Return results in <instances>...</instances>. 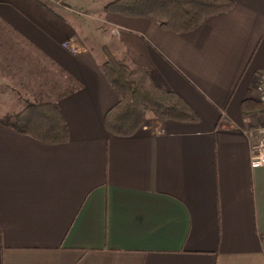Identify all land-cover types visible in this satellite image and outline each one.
<instances>
[{
	"label": "crops",
	"instance_id": "0c3cea01",
	"mask_svg": "<svg viewBox=\"0 0 264 264\" xmlns=\"http://www.w3.org/2000/svg\"><path fill=\"white\" fill-rule=\"evenodd\" d=\"M112 1L0 0V68L42 76L40 63L58 89L75 86L57 99L65 143L1 122L23 107L0 111V264H264V166L250 164L264 130L249 132L264 125V0H231L183 34L105 13ZM105 46L198 120L149 112L134 135L110 134Z\"/></svg>",
	"mask_w": 264,
	"mask_h": 264
},
{
	"label": "trees",
	"instance_id": "16d2710c",
	"mask_svg": "<svg viewBox=\"0 0 264 264\" xmlns=\"http://www.w3.org/2000/svg\"><path fill=\"white\" fill-rule=\"evenodd\" d=\"M232 8L231 0H114L106 4L104 11L130 18L151 19L165 31L183 34L194 31L210 17L227 13ZM103 59L102 71L118 97L116 105L104 117V125L110 134L118 137L134 135L149 112L162 121L198 120L196 111L186 100L177 92L159 86L148 69L125 64L106 46L103 47ZM38 68L52 81L54 77L47 65L43 67L39 63ZM55 83L56 80L52 88ZM74 89L75 86L55 87L53 91L58 93L55 99H52L50 91L40 93L35 100H27L16 114L3 116L1 122L42 143H65L69 139L68 125L57 99ZM258 105L262 107L260 103Z\"/></svg>",
	"mask_w": 264,
	"mask_h": 264
},
{
	"label": "rangeland",
	"instance_id": "374dc122",
	"mask_svg": "<svg viewBox=\"0 0 264 264\" xmlns=\"http://www.w3.org/2000/svg\"><path fill=\"white\" fill-rule=\"evenodd\" d=\"M17 67L19 69L13 71L14 74L7 69L0 68V75L4 78V80H0V111H19L24 105L22 99L29 94L34 93L31 95L35 96L40 92L47 93L52 89L53 83L50 81V76H46L45 73L42 76H36L33 73L35 72L34 69H30V67L27 69L24 64ZM28 73L33 75L29 76ZM31 95H29L30 98ZM21 97L23 98L21 99Z\"/></svg>",
	"mask_w": 264,
	"mask_h": 264
},
{
	"label": "built area",
	"instance_id": "2783aa9c",
	"mask_svg": "<svg viewBox=\"0 0 264 264\" xmlns=\"http://www.w3.org/2000/svg\"><path fill=\"white\" fill-rule=\"evenodd\" d=\"M255 98L256 101L262 105L261 108L264 111V74L258 76L255 85ZM263 130L264 125H258L249 132L251 136L254 137L257 133L263 132ZM250 164L252 168L264 166V141L254 142Z\"/></svg>",
	"mask_w": 264,
	"mask_h": 264
}]
</instances>
